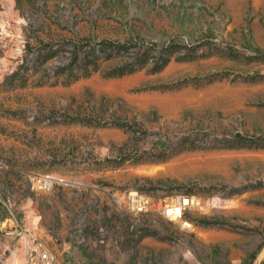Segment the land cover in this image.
Instances as JSON below:
<instances>
[{
  "label": "rangeland",
  "instance_id": "1",
  "mask_svg": "<svg viewBox=\"0 0 264 264\" xmlns=\"http://www.w3.org/2000/svg\"><path fill=\"white\" fill-rule=\"evenodd\" d=\"M103 40L149 55L53 83ZM131 190L224 203L186 211V229L131 210ZM43 249L55 264H264V0H0V264Z\"/></svg>",
  "mask_w": 264,
  "mask_h": 264
},
{
  "label": "built area",
  "instance_id": "2",
  "mask_svg": "<svg viewBox=\"0 0 264 264\" xmlns=\"http://www.w3.org/2000/svg\"><path fill=\"white\" fill-rule=\"evenodd\" d=\"M56 181V177L47 176L43 180V188H51ZM126 201L128 207L135 212H160L170 220H180L186 229L194 227L193 220L184 217L186 211L192 209L208 210L224 203V200L217 196L202 198L194 195H180L176 199L155 198L138 190L129 191ZM38 260L40 264H55L56 258L48 249H43L38 254Z\"/></svg>",
  "mask_w": 264,
  "mask_h": 264
},
{
  "label": "trees",
  "instance_id": "3",
  "mask_svg": "<svg viewBox=\"0 0 264 264\" xmlns=\"http://www.w3.org/2000/svg\"><path fill=\"white\" fill-rule=\"evenodd\" d=\"M98 46H92L91 50L89 52H85L83 58L79 62L78 65H74L72 63L68 64L66 68H57V71L54 72V76H56L57 80H55L53 83L56 84L59 82L60 77H64L66 79V84H70L76 80H78L80 77L83 76H89L92 73V70H89L90 67L93 68V70H96V64L99 60L102 59H110L113 57H119L123 56L124 54H131L133 60H127L125 62H122L117 67H115L112 71L109 72L108 76H123L128 73H131L135 70H138L141 68V66H136V63L140 62L142 59H145L147 55H149V48L145 49V53L139 54L138 52H130L131 46L128 42H116V41H106L103 40L97 44ZM170 48L167 46V49ZM75 55H78L77 51H74ZM165 53L163 51H160V64L157 70H160L164 68L168 62L169 58H165ZM147 59V58H146ZM79 72H83V74H78ZM16 73H20V69L17 70Z\"/></svg>",
  "mask_w": 264,
  "mask_h": 264
}]
</instances>
